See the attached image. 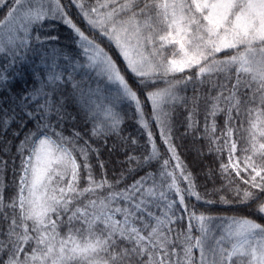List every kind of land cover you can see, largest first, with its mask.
I'll return each instance as SVG.
<instances>
[{
    "label": "snow or ice",
    "instance_id": "1",
    "mask_svg": "<svg viewBox=\"0 0 264 264\" xmlns=\"http://www.w3.org/2000/svg\"><path fill=\"white\" fill-rule=\"evenodd\" d=\"M72 3L89 28L114 46L127 70L151 89L147 100L152 121L170 156L163 157L124 71L73 23L61 0H13L0 19V57L7 61L0 68V87L8 86L9 70L21 74L17 65L22 68L27 54L38 51L35 45L57 39L50 33L42 39L39 31L52 19L72 29L84 60L56 49L41 56L48 65L44 87L21 98L26 104L42 95L44 102L36 113H25L38 126L17 147L16 194L6 200L0 181V264H264V224L232 218L216 235L209 227L211 218L198 215L195 205L189 207L186 197H204L172 142L169 107L184 99L177 91L181 85H193L188 129L196 127L203 103L209 151L212 145L216 151L228 150V163L220 167L223 174L235 173L248 185L236 188L241 202L259 199L249 189L264 193V0H95L91 7H85L86 0ZM3 6L8 7L6 0ZM60 59L65 68L58 71ZM85 69L116 85L114 93L101 99L86 92L74 75ZM161 80L165 87L158 86ZM61 84L71 85L70 98L92 122L96 139L118 133L122 119L115 109L121 102L134 103L151 151L142 163L135 156L129 162L136 160L141 167L159 163V173L148 172L125 188L118 187L121 179L113 182L106 174L97 179L90 154L98 150L88 140L81 144L79 131L66 136L53 129L52 117L66 119L64 102L55 98ZM221 114L224 129L217 136L215 118ZM240 141L243 147H238ZM238 151L242 157L236 156ZM6 167L0 162V173ZM100 167L105 165L101 162ZM259 212L264 213V203ZM185 217L186 228L180 226Z\"/></svg>",
    "mask_w": 264,
    "mask_h": 264
},
{
    "label": "trees",
    "instance_id": "2",
    "mask_svg": "<svg viewBox=\"0 0 264 264\" xmlns=\"http://www.w3.org/2000/svg\"><path fill=\"white\" fill-rule=\"evenodd\" d=\"M12 2L13 0H6L8 7H5L3 6L5 0H0V19L8 12ZM61 3L73 23L80 27L82 31H85L87 35L94 37L124 71L129 85L137 91L142 101L145 118L151 122L154 139L163 157L168 158L170 153L161 141L160 132L156 128L155 121H152V106L147 100V92L151 89H146L139 83V78L127 70L118 51L108 43L105 37L89 28L72 0H61ZM91 6H95V0H86L85 7ZM39 31L42 39L49 33L57 39H46L43 47L35 45L38 51L27 54V59L22 68L17 65L21 74L17 75L9 70V73H7L9 75L8 86L0 87V162H6L7 164L6 169L0 173V181H3L5 186L3 194L6 200L13 197L17 190L20 174V156L17 153V147L25 135L29 131H34L38 126L37 120L28 119L25 113H36L38 105L44 102V97L40 95L38 99L29 100L26 104L21 103L23 96L28 95L36 88L44 87L42 77L47 73L48 65L42 63L40 57L46 56L53 49H56L64 54L71 55L73 58L78 57L80 61L84 60V57L80 55L82 50L77 43L78 37L60 19L47 21ZM6 63L7 61L0 57V68ZM58 64L60 65L58 71L65 68L63 59L58 60ZM74 75L78 81H82L86 92L89 90L96 92L101 99L114 93L112 85L108 84L104 78L97 76L95 71L85 69ZM158 86L165 87L166 85L161 80ZM177 91L178 95L184 99L178 100L174 106H169L173 109L172 142L176 146L177 154L186 171L192 174L196 190L204 197L200 201H197L195 197H186L189 207L195 205L198 215L203 213L211 218L209 227L216 235L223 232L228 221L232 218L248 217L264 224V213L259 212L260 205L264 203V193H260L256 189H249L259 199L250 200L247 203L241 202L240 197L236 195V188L245 189L248 188V185L236 177L235 173H231L230 176L222 173L221 164H227L229 160L227 149L216 151L215 145H212V150L209 151L211 141L206 137L204 131L205 111L203 103H201L200 110L195 116L196 127L193 130L188 129L187 117L189 111L193 108L192 97L196 94L193 85H181ZM71 95V85L61 84L56 91L55 98L64 102L66 119L58 122L55 117H52L51 123L55 131H63L66 136H70L73 131H79L82 136L80 143L83 144L84 140H88L92 147L98 150V152L90 154V163L97 179L106 174L107 178L113 182L121 179L118 187L125 188L148 172L159 173V163L154 162L141 167L137 165L136 160L129 162L128 158L135 156L139 157L142 163L143 157L151 151L147 133L138 122L139 117L134 103L121 102L115 109L122 119L118 133L109 135L106 138L96 139L91 135L92 122L84 118L79 105L70 98ZM215 119L218 129L216 135L220 136V132L224 129V116L221 114ZM4 120H7L6 126L3 124ZM208 123H211V118H209ZM133 141H136V143H133ZM223 143L224 140L221 138L219 144L223 146ZM243 143V141H240L238 147H243ZM77 155L79 154L77 153ZM242 155L243 153L240 151L236 153L238 157H242ZM101 162L105 165L104 169L100 167ZM171 164L174 165L175 161H171ZM130 168L135 170L129 171ZM229 171L231 172V170ZM84 183L86 181H82V186ZM182 186L187 187V185ZM222 197L223 199H221ZM187 224L188 221L185 217L180 226L186 228ZM194 235H199V232L194 230Z\"/></svg>",
    "mask_w": 264,
    "mask_h": 264
},
{
    "label": "rangeland",
    "instance_id": "3",
    "mask_svg": "<svg viewBox=\"0 0 264 264\" xmlns=\"http://www.w3.org/2000/svg\"><path fill=\"white\" fill-rule=\"evenodd\" d=\"M87 22V21H86ZM92 71H95V70H92ZM96 72V71H95ZM114 91L116 90L117 86L116 85H112Z\"/></svg>",
    "mask_w": 264,
    "mask_h": 264
}]
</instances>
